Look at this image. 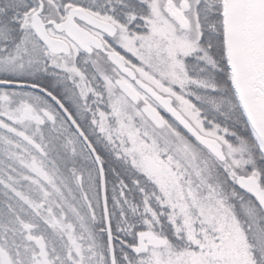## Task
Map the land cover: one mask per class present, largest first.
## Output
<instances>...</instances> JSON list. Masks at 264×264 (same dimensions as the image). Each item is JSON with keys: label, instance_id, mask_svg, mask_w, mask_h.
Masks as SVG:
<instances>
[{"label": "snow or ice", "instance_id": "snow-or-ice-1", "mask_svg": "<svg viewBox=\"0 0 264 264\" xmlns=\"http://www.w3.org/2000/svg\"><path fill=\"white\" fill-rule=\"evenodd\" d=\"M0 264H264V0H0Z\"/></svg>", "mask_w": 264, "mask_h": 264}]
</instances>
